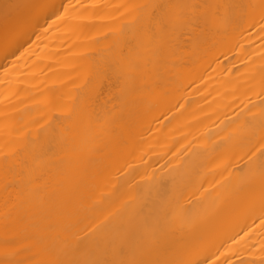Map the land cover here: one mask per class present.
<instances>
[{
	"label": "bare ground",
	"instance_id": "obj_1",
	"mask_svg": "<svg viewBox=\"0 0 264 264\" xmlns=\"http://www.w3.org/2000/svg\"><path fill=\"white\" fill-rule=\"evenodd\" d=\"M0 264H264V0H0Z\"/></svg>",
	"mask_w": 264,
	"mask_h": 264
}]
</instances>
